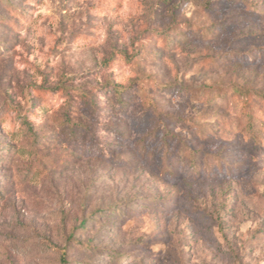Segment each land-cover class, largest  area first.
<instances>
[{
  "label": "rangeland",
  "instance_id": "obj_1",
  "mask_svg": "<svg viewBox=\"0 0 264 264\" xmlns=\"http://www.w3.org/2000/svg\"><path fill=\"white\" fill-rule=\"evenodd\" d=\"M63 252L264 264V0H0V264Z\"/></svg>",
  "mask_w": 264,
  "mask_h": 264
},
{
  "label": "trees",
  "instance_id": "obj_2",
  "mask_svg": "<svg viewBox=\"0 0 264 264\" xmlns=\"http://www.w3.org/2000/svg\"><path fill=\"white\" fill-rule=\"evenodd\" d=\"M116 100H117L118 102H120V103H123V98H122L121 96H120V97L117 96V97H116ZM30 129L33 130L32 125H31ZM112 211H116V213H117V212H118V209L113 208ZM85 223H86V222H83V224L81 225V229L85 228V225H86ZM61 263H62V264H67V259H66V254H65V252L62 253V256H61Z\"/></svg>",
  "mask_w": 264,
  "mask_h": 264
}]
</instances>
